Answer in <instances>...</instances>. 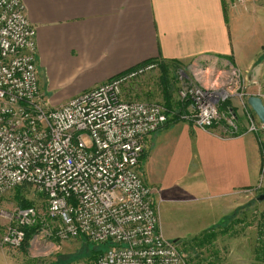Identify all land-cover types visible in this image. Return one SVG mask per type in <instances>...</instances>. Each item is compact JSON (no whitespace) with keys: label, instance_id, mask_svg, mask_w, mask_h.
Returning <instances> with one entry per match:
<instances>
[{"label":"built area","instance_id":"2783aa9c","mask_svg":"<svg viewBox=\"0 0 264 264\" xmlns=\"http://www.w3.org/2000/svg\"><path fill=\"white\" fill-rule=\"evenodd\" d=\"M37 47L24 1L0 0V217L12 221L0 246L21 248L25 229L44 222L34 206L14 213L1 206L7 193L29 185L45 193V216L56 225V237L108 246L89 264H187L177 242L161 231L156 190L144 179L141 158L149 137L170 120L238 135L233 109L221 110L232 99L243 106L247 132L261 134L264 124L248 104L247 78L232 65L219 70L209 59L178 70L176 100L180 109L188 106L176 115L160 103L124 98L126 83L158 69L152 62L50 108Z\"/></svg>","mask_w":264,"mask_h":264},{"label":"crops","instance_id":"0c3cea01","mask_svg":"<svg viewBox=\"0 0 264 264\" xmlns=\"http://www.w3.org/2000/svg\"><path fill=\"white\" fill-rule=\"evenodd\" d=\"M23 1L37 30V68L50 108L152 62L184 69L206 59L219 70L232 65L240 71L247 78V97L264 103V0L243 5L235 0ZM233 100L221 110L233 109L238 135L170 120L149 137L140 164L146 183L156 190L163 234L165 201L185 203L169 209L174 235L216 233L217 242L210 244L216 255L207 264H218L225 249L220 238L237 236L250 216L243 204L257 199L259 186L264 193V131L248 133L244 112ZM173 106L179 109L177 100ZM249 189L256 190L245 194ZM246 258L222 263L256 264L250 254Z\"/></svg>","mask_w":264,"mask_h":264},{"label":"rangeland","instance_id":"374dc122","mask_svg":"<svg viewBox=\"0 0 264 264\" xmlns=\"http://www.w3.org/2000/svg\"><path fill=\"white\" fill-rule=\"evenodd\" d=\"M263 10L264 5H262V11ZM251 15H253V13H251ZM180 69L183 68L175 67L173 65H167L165 68H162L159 65L156 71H151L137 80H132L126 83L122 88L124 98L137 101L155 102L164 106L169 103L172 106L177 99V91L179 89L178 70ZM233 101L234 104L237 103L238 106L240 105L237 99H234ZM231 104L233 103L231 102ZM240 107L244 112L243 107L241 105ZM143 157L144 154L141 161L143 160ZM260 187L261 186L257 188V195H259L258 197L256 196L257 199L251 200L250 203H244V206H242L244 209H247V212H250V216L245 220L246 222H244L243 227H241L242 229L239 234L234 237L226 238V236H222L220 238L225 249L221 254V258L216 263L221 264L223 259L225 260L226 258L233 256L245 257L247 255L248 258V254H250V256L253 257L250 259V262L263 264V262L258 259L259 253L256 252L258 249L262 248L260 241H264V238L261 239L259 236L260 228L262 226L264 227V206L262 204L264 200H259L260 195H263L264 193ZM164 196L169 198L167 194H164ZM181 202L165 201L162 204L164 234L172 241V237L179 236L178 239H175L176 242L181 241L179 244L180 246L178 247L182 250L187 264H207L208 262L206 260L216 255V250L214 249L213 251L210 245L213 242H217L216 238L205 242L208 246L207 249H201L198 239L200 238L199 240H201L204 238L202 236L205 235L197 237V235L194 234L186 235L184 232L174 235L172 231L174 230L173 227L176 226V223L171 220L169 209L185 204ZM198 202L195 201L192 203ZM25 204L38 208L44 222L42 226L37 229V235L35 234L31 239L27 240L21 248L12 249L0 246V264H89L88 260L91 252L97 250L104 251L108 248L106 245H97L89 242L85 237L66 241L56 237L55 232L53 231V226L56 225H53L52 221L45 216L47 211V197L45 193L39 191L33 186L26 185L7 193L3 197V203L1 206L6 211L14 213L16 210L23 208V205ZM11 223L12 221L10 219L0 217V241ZM248 240L249 244L248 248H246ZM209 247H211V249ZM236 248L238 250L234 253L233 251Z\"/></svg>","mask_w":264,"mask_h":264},{"label":"trees","instance_id":"16d2710c","mask_svg":"<svg viewBox=\"0 0 264 264\" xmlns=\"http://www.w3.org/2000/svg\"><path fill=\"white\" fill-rule=\"evenodd\" d=\"M159 65L162 68H165L166 67V66L161 65V64H159ZM187 106H188V104H185L182 108H184V110H185L187 108ZM166 107L170 111H173V109H174V106L173 105L171 106L169 103H167ZM176 111H178L176 113V115H180L182 112H184V111H182V109H180V107ZM176 117L178 118V116H176ZM28 207H32V206L31 205H27V204L23 205V208H28ZM225 231H227V230H225ZM259 231H260L259 232V236L261 237V239H263L264 238V227L262 226ZM25 232H26V238H25V242H26L27 240L31 239L37 233V227H28V228L25 229ZM204 235L205 236H202L204 238H202L201 240H199L200 238L198 239V242L199 243H202L203 244L205 242L210 241V239H214V238L217 237L216 233H213L211 231L205 233ZM260 242L262 244V248L258 249L256 252L259 253L258 259L264 263V241H260ZM100 253H102V250L101 251L97 250V251L91 252L89 254L90 256H89V260L88 261L89 262L90 261H93L94 259H96L99 256Z\"/></svg>","mask_w":264,"mask_h":264},{"label":"water","instance_id":"95a60500","mask_svg":"<svg viewBox=\"0 0 264 264\" xmlns=\"http://www.w3.org/2000/svg\"><path fill=\"white\" fill-rule=\"evenodd\" d=\"M248 104L260 120L264 124V103L260 97L251 96L248 98ZM259 200H264V194L259 197Z\"/></svg>","mask_w":264,"mask_h":264}]
</instances>
